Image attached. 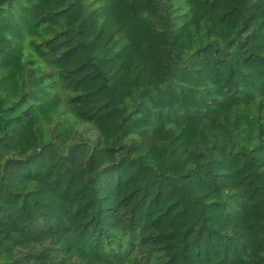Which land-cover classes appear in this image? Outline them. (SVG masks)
I'll return each instance as SVG.
<instances>
[{"label": "trees", "instance_id": "obj_1", "mask_svg": "<svg viewBox=\"0 0 264 264\" xmlns=\"http://www.w3.org/2000/svg\"><path fill=\"white\" fill-rule=\"evenodd\" d=\"M0 264H264V0H0Z\"/></svg>", "mask_w": 264, "mask_h": 264}]
</instances>
